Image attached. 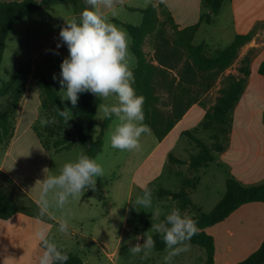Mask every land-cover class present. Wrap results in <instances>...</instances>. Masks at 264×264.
Segmentation results:
<instances>
[{
    "label": "trees",
    "instance_id": "obj_1",
    "mask_svg": "<svg viewBox=\"0 0 264 264\" xmlns=\"http://www.w3.org/2000/svg\"><path fill=\"white\" fill-rule=\"evenodd\" d=\"M223 2L224 0H202V8L206 11L200 14L196 23L181 29L174 23L162 2L157 5L151 3L143 9H129L140 14L139 26L112 21L121 26L130 38L129 51L136 61L132 69L135 77L132 86L138 96L145 98L144 123L150 126L151 134L156 140H162L174 128L191 106L198 102L202 90L209 88L217 75L231 67L237 60L240 49L250 41V35L236 36L231 44L218 51L215 56L207 55L202 45H193V38L200 25L211 24ZM64 3L73 6L78 20L85 7L83 0H0V63L6 38L15 23L42 7ZM153 34L156 37L153 53L149 56L143 47L145 40ZM254 53L255 50L251 49L241 58L236 69L237 75L228 74L223 77L215 103L206 111L199 125L182 133L189 143V148L191 147L188 159L182 160L171 153L168 154L169 172L175 167H186L187 170L185 176L178 175V190L159 188L155 193L159 198H169L173 202V208H178L182 215L189 210L193 211L190 217L197 221L198 232L186 243L204 251V264H216L214 239L206 233V229L223 222L243 205H264V182L255 186H244L230 175L225 178V192L222 198L209 213H202L196 208L188 195V191L198 183L193 174L207 168L215 160V154H221L228 147L229 137H226V134L230 133V115L245 90ZM28 73L29 68L21 64L8 81L0 86V103L4 102L0 105V145L7 144L11 137L13 121L26 91L25 77ZM257 73L264 77V61L258 65ZM33 80L35 89L39 91L40 115L44 119H56L55 124L43 126L45 138L37 132V128L34 130L41 147L48 154H58L79 145L81 153L95 159L102 151L105 133L115 116L105 117L96 130L94 118L101 101L91 93H81L85 131L72 119L65 123L64 118L58 115V108L64 109L59 93L39 70L34 74ZM262 122L264 125V113ZM201 135H207L210 144L204 142L200 138ZM221 137L224 139L221 140ZM0 177L3 183L17 187L5 174L0 173ZM102 180L104 179H97L96 188L97 183ZM92 191H85L81 200H87ZM17 214L45 223L50 222L47 215L42 216L40 208L19 187L14 193L0 188V220L6 221ZM164 219L161 218L160 221ZM151 235L155 240L153 251L165 253V244L161 237L156 233ZM68 255L66 264H84L76 254ZM237 264H264V238L256 251Z\"/></svg>",
    "mask_w": 264,
    "mask_h": 264
},
{
    "label": "rangeland",
    "instance_id": "obj_2",
    "mask_svg": "<svg viewBox=\"0 0 264 264\" xmlns=\"http://www.w3.org/2000/svg\"><path fill=\"white\" fill-rule=\"evenodd\" d=\"M146 4L144 0L139 3L142 7H145ZM115 13V15L112 13H104V15L108 22L124 32L125 30L111 22V19L128 22L133 26L140 25L141 16L139 14H130L119 9ZM73 18L77 17L73 6L69 3L46 6L32 12L12 26L5 41L0 63V86L8 81L21 64L29 68V73L25 77V87L26 91L33 92L23 103L19 121L15 122L16 116L14 118L9 141L7 144L0 145V166L3 173L24 191L38 208L40 206L36 200L40 194V188L36 181L44 178L43 169L46 168L47 158L51 157L52 159L49 174H53L58 173L65 162L76 160L81 153V147L75 145L67 152L49 156L41 147L34 132L37 128V132L45 138L42 131L43 126L40 123L44 117L40 115L39 91L35 90L33 76L39 70L59 93L60 98L63 97L59 84L60 65L63 59L68 56V49L60 39L59 32ZM203 35V33L198 34L195 43H199ZM155 37L156 35L153 34L145 40L143 50L149 56L153 53ZM58 44L59 47H57ZM226 47L227 41L224 40L217 46L219 49L215 48L221 51ZM218 51H211L212 56H215ZM132 58L131 66L135 67L136 61L133 56ZM238 64L234 61L230 68L214 78L209 88L202 90L197 104L201 105L205 111H208L215 103L223 77L228 74L237 75ZM53 75L56 76L55 80ZM100 101L94 118L96 130L105 118L102 106H111L117 103L115 97L100 99ZM3 104L4 102L0 103V105ZM62 105L71 111V119L74 123L85 131L84 109L80 101V94L75 108L69 101H63ZM232 114L233 111L230 115L229 130ZM117 123L118 120L115 117L105 133L102 151L95 158L105 170V175L102 177L104 180L97 183L98 187L92 191L91 196L87 199L88 202L82 204L81 212L75 214L69 212L62 215L69 221V232L67 234L60 233L57 230L58 224L48 214L47 218L50 222H44L41 229L46 228L45 233L49 239L56 242L67 253L76 254L84 264H164L163 257L166 252L160 253L152 250L147 257H144L143 252L137 255L130 254L128 248L136 243L143 244L144 234L146 232L150 235L153 233L151 231L152 224L160 222L161 218H165L173 209V202L169 198L157 197L156 190L164 188L176 191L180 185L178 175H186V167H175L173 171L169 172L168 162L165 164L164 156H161L162 151L171 148L172 155L187 160L191 153V147L189 148V143L185 137L182 136L178 140L171 137L162 148L151 151L154 147L155 138L152 134H144L140 138L141 148L139 151H120L110 145V134ZM226 137L229 135L226 134ZM200 138L210 144L207 135H201ZM223 139L224 137L221 140ZM222 169L220 166L213 165L205 176H200L202 169L194 174L190 173L198 179V183L195 188L188 191V195L192 204L202 213H209L217 204L214 203L215 197L222 196V193L225 192V181L221 177ZM135 171L140 172V176L134 178L133 183L132 175ZM143 171L153 172V175H159V178L154 179L153 183L148 186L152 192V207H140L137 210L132 203L137 196L143 195V191L139 188H142L143 185L141 174ZM153 177L151 176V178ZM221 185L222 188H220ZM17 187L3 183L0 177V188L4 191L14 193ZM156 209L160 210L159 219L152 220ZM50 211L55 214V208H51ZM185 214L191 216L193 211L189 210ZM213 229H209L210 233H213ZM137 236L141 238L137 240ZM173 264H204V251L190 246L189 251L174 258ZM217 264L225 263L219 260Z\"/></svg>",
    "mask_w": 264,
    "mask_h": 264
},
{
    "label": "crops",
    "instance_id": "obj_3",
    "mask_svg": "<svg viewBox=\"0 0 264 264\" xmlns=\"http://www.w3.org/2000/svg\"><path fill=\"white\" fill-rule=\"evenodd\" d=\"M144 2L147 3L145 7L151 3L157 5L162 2L179 29L196 23L200 14L206 11L202 8V0H144ZM139 3L141 0H123L122 3L115 5V11L119 9L122 12L139 14L129 10L145 8ZM103 11L112 13V10L109 9ZM113 20L128 24V22L117 19H111V22ZM226 20L227 23H225ZM200 33L204 34L203 38L199 43H195L196 36ZM239 35H250L251 38L240 49L236 63H239L249 50H255L249 66L246 87L233 109L227 149L215 156V160L200 171V176H205L207 171L215 165L223 168L221 177L224 181L226 176L230 175L244 186H255L264 182V125L262 122L264 77L257 73L258 65L264 61V0H224L219 13L213 18L211 24L200 25L193 38V45H202L204 52L212 56L211 51H218L217 46L221 41L226 40L228 46ZM36 67L39 69L38 66ZM131 68H134L133 65ZM31 92L33 91H25L22 96L15 122L19 121L23 103ZM205 113L206 111L201 105L196 103L191 106L162 140L155 139L151 151L162 148L171 137L175 140L180 139L184 131H190L199 124ZM170 149L161 153V156H164L165 164L168 154L171 153ZM51 162V157H48L46 168L49 169ZM0 173H3L1 166ZM141 174L143 180L142 188L139 187L141 190L145 187L148 188L154 179L159 178V175H153V172L150 171H143ZM138 175L140 176L138 171L133 173V183L134 178L136 179ZM151 176L154 177L151 178ZM39 188L41 190L40 185ZM222 196H216L214 203L216 204ZM39 197L40 194L36 200L38 203ZM86 202L88 201L81 200V197L72 199L64 209L55 208V214L49 210L48 215L58 224L57 220L62 215L69 212L72 214L81 212L80 208ZM42 225L44 222L20 214L14 215L6 221L0 220V253H3L0 255V264H38V258L43 251L38 238V232ZM210 228H214L213 233H210ZM210 228L206 229V233L214 239L216 264L219 260L225 264H237L256 251L264 238V205L258 203L243 205L223 222ZM41 230L45 232L46 228Z\"/></svg>",
    "mask_w": 264,
    "mask_h": 264
},
{
    "label": "clouds",
    "instance_id": "obj_4",
    "mask_svg": "<svg viewBox=\"0 0 264 264\" xmlns=\"http://www.w3.org/2000/svg\"><path fill=\"white\" fill-rule=\"evenodd\" d=\"M85 7L79 14V19L73 18L62 27L59 36L67 46L68 56L60 65L61 102L69 101L73 108L77 106L79 94L91 93L99 99L115 97V105H104L106 118L116 117L118 123L110 134V145L120 151H139L140 138L151 134V128L144 123L143 104L145 98L138 96L133 83L134 73L131 68L132 56L129 52V37L126 32L108 22L104 9L112 10L115 15V5L123 0H83ZM60 45L58 44L57 47ZM53 79L56 76L53 75ZM58 115L65 123L72 118L71 111L65 107L58 108ZM41 126L56 123L55 117L41 119ZM44 168L43 180H37L41 187L39 206L40 214L47 215L51 208L64 209L72 199L82 197L88 189L95 190L97 178L105 175V170L96 159L81 153L74 161L65 162L58 173L49 174ZM35 184V185H36ZM143 195L137 196L133 207L151 208L152 192L143 188ZM160 210L156 209L152 220H158ZM58 231L69 232V221L66 217L57 220ZM153 233L158 234L165 244L166 255L164 264H173V260L181 253L190 249V241L198 232L197 221L187 214L182 215L178 208H173L163 221L153 223ZM38 238L42 246V254L38 264H66L69 255L56 242L49 239L40 230ZM141 237L137 236L139 240ZM155 248L153 235L146 232L143 244L136 243L128 248L132 255L143 252L147 257Z\"/></svg>",
    "mask_w": 264,
    "mask_h": 264
}]
</instances>
